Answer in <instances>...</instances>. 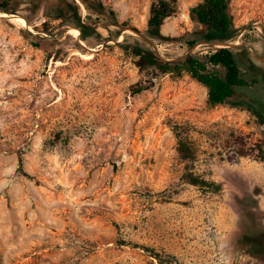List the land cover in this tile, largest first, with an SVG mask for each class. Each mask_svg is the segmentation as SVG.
Here are the masks:
<instances>
[{
    "label": "rangeland",
    "instance_id": "obj_1",
    "mask_svg": "<svg viewBox=\"0 0 264 264\" xmlns=\"http://www.w3.org/2000/svg\"><path fill=\"white\" fill-rule=\"evenodd\" d=\"M99 1L126 25L99 45L61 20L48 35L41 20L0 16V264H264L245 242H264V121L210 106L187 73L141 75L117 46L132 35L168 61L232 47L246 77L249 58L264 67V0H232L237 37L194 47L189 11L202 0H176L161 26L169 43L145 36L152 0ZM28 33L48 38L47 52Z\"/></svg>",
    "mask_w": 264,
    "mask_h": 264
},
{
    "label": "trees",
    "instance_id": "obj_2",
    "mask_svg": "<svg viewBox=\"0 0 264 264\" xmlns=\"http://www.w3.org/2000/svg\"><path fill=\"white\" fill-rule=\"evenodd\" d=\"M232 0H202L189 11L193 26L194 38L187 42L194 47L199 42L220 43L233 41L237 37V30L233 25L231 14ZM86 12L82 14V8ZM177 10L176 0H152L145 36L159 43L168 41L161 32L164 21L174 15ZM0 13L19 16L24 23L38 30L37 21L41 20L40 28L51 35L49 23L61 20L65 29L74 28L80 41L89 43L94 37L99 45L108 40H118L121 29L125 24L118 25L115 12L106 7L99 0H0ZM24 20H23V19ZM109 26H120L114 32L109 31L107 38H102L99 28L108 29ZM137 30V29H133ZM29 34V33H28ZM34 39L33 47L47 52L45 44L51 43L46 37L29 34ZM117 46L124 52H130L136 58L139 73L149 74L158 72L181 76L183 73L207 89V102L210 106L228 104L233 107L246 109L260 121H264V67L259 66L253 58H249L247 75L240 68L235 49L232 47H211L206 54L191 53L182 59L168 61L161 59L146 42L139 41L132 35H123ZM260 88L261 97L254 92ZM147 89L146 81H139L134 93ZM177 152L185 162H192L195 153L187 139H182L178 133ZM185 182L194 186H212L194 175L192 171H185ZM252 255L264 261V242L255 238H247Z\"/></svg>",
    "mask_w": 264,
    "mask_h": 264
},
{
    "label": "bare ground",
    "instance_id": "obj_3",
    "mask_svg": "<svg viewBox=\"0 0 264 264\" xmlns=\"http://www.w3.org/2000/svg\"><path fill=\"white\" fill-rule=\"evenodd\" d=\"M0 16H3V17H10L11 15H0ZM15 19V21H17L18 23H20V21L18 20V19H16V18H14ZM21 24V23H20ZM22 25V24H21ZM74 36L76 35L74 32L72 33ZM78 34V33H77Z\"/></svg>",
    "mask_w": 264,
    "mask_h": 264
},
{
    "label": "water",
    "instance_id": "obj_4",
    "mask_svg": "<svg viewBox=\"0 0 264 264\" xmlns=\"http://www.w3.org/2000/svg\"><path fill=\"white\" fill-rule=\"evenodd\" d=\"M215 47H222V46H217L216 44L214 45Z\"/></svg>",
    "mask_w": 264,
    "mask_h": 264
}]
</instances>
